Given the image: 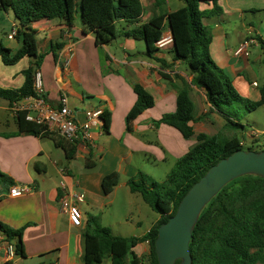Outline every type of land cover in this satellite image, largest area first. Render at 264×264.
<instances>
[{"label":"crops","instance_id":"0c3cea01","mask_svg":"<svg viewBox=\"0 0 264 264\" xmlns=\"http://www.w3.org/2000/svg\"><path fill=\"white\" fill-rule=\"evenodd\" d=\"M141 1L142 23L162 11H174L184 5L183 0H166L160 10L154 6L155 0ZM218 5L223 9L222 15L204 21L212 26V59L231 78L244 99L256 102L264 84V0H219ZM204 6L213 7V3ZM230 19L237 22L228 25ZM8 24L11 29L4 28ZM16 26L15 16L9 10L0 12V42L13 50L21 44L15 38ZM33 27L39 51L46 53L39 70L47 103L59 108L61 98L66 96L77 124L87 121L89 111L101 110L111 113V125L106 131L99 118L98 124L91 126L90 140L79 142L76 156L70 160L52 138L21 133L10 102L0 98V236L6 237L4 225L22 229L24 244L23 255L16 251L9 254L7 240L0 244V264H85L84 234L92 230L90 215L106 226L102 222L111 214L119 229L126 230V235L118 234L123 237L137 236L131 235L130 230H137L147 220L146 231L139 235L143 236L159 219V214L154 216L146 210V202L140 193L132 192L128 181L144 172L139 158L154 155L156 163H166L170 159L167 152L177 160L195 143L192 139L187 142L172 126L156 125L164 114L175 112L178 93L191 84L192 75L183 63L174 60L173 44L150 56L147 49L144 51L143 40L120 36L121 50L111 53L109 44L97 46L93 33L85 32L83 22L79 24L76 19L71 29L58 19H42ZM57 43H63L62 49L55 50L59 59L52 48ZM240 48L243 50L238 52ZM68 49H72L69 58L64 54ZM31 63L32 58L25 57L8 65L0 53V88L20 89L26 79L24 71ZM133 83L145 87L155 101L128 131L126 116L137 100ZM189 90L196 111L195 94L204 98V110L199 114H205L209 105L205 93L193 85ZM195 121L192 122L195 132H205L196 130ZM89 162L93 167H88ZM113 172H119L120 182L105 195L103 179ZM1 174L14 184L2 180ZM22 185L30 191L18 197L9 194L11 187ZM119 192L126 196L121 203L122 208L126 206L122 214L110 210L116 205L113 197ZM66 195L77 196L82 214L80 226L72 225L68 213L61 208ZM12 243L15 246L16 241ZM133 250L142 257L148 253L149 244L142 242ZM102 264H112L111 257L107 256Z\"/></svg>","mask_w":264,"mask_h":264},{"label":"trees","instance_id":"16d2710c","mask_svg":"<svg viewBox=\"0 0 264 264\" xmlns=\"http://www.w3.org/2000/svg\"><path fill=\"white\" fill-rule=\"evenodd\" d=\"M218 1L183 0L182 7L170 12L162 11L142 23L144 6L141 0H0V12L12 10L14 13L17 22L15 38L21 43L18 49L13 50L0 42L4 62L9 65L25 57L32 58L31 65L24 71L26 79L20 89L0 88V98L7 99L12 107L27 97L37 95L35 75L46 53L39 51L33 24L42 19H58L71 29L79 12L84 31L93 33L97 46L114 41L118 37L117 23L124 22L126 25L119 34L143 40L147 47L146 53L151 56L159 50L156 43L169 29L174 38V60L186 65L192 75L191 84L178 93L175 112L164 114L156 121V125L164 123L172 126L185 139L194 138L195 143L177 159L165 180L156 182L140 171L128 181L132 192L140 193L151 209L159 214V219L145 235L123 237L115 235L109 226L101 225L98 217L90 215L88 222L92 230L84 234L85 264H102L107 256L111 257L112 264H143L144 260L147 264H159L155 248L159 227L175 215L183 197L213 165L235 151L243 150V141L236 135L226 139L217 134L196 133L192 125L196 120V105L190 96V85L205 93L210 110L224 118L225 128L242 133L245 132V126L226 109L234 104H242L253 111L264 105V84L260 89V100L248 101L212 59V26L204 21L222 15L223 9ZM212 3L213 7L204 6ZM165 4L166 0H155L154 6L161 10ZM62 47L63 43L52 46L57 59L59 56L55 50ZM132 87L137 100L126 116L128 131L133 129L134 120L152 107L155 101L142 85L133 83ZM26 117L27 111H20L17 115L21 133L50 137L57 146L64 148L70 160L75 158L80 140L68 141L58 133L49 131L47 126L28 121ZM100 118L104 129L109 131L111 113L104 111ZM90 163H87L88 167H93ZM1 177L9 185L14 184L4 174ZM119 182V172L106 175L102 182L104 194L109 195ZM2 230L8 242L16 241V252L23 255V230H14L5 225ZM142 242H148L149 251L138 257L133 249ZM190 251L192 264H264V178L247 175L226 185L202 212L193 232ZM180 262L178 260L176 264Z\"/></svg>","mask_w":264,"mask_h":264},{"label":"water","instance_id":"95a60500","mask_svg":"<svg viewBox=\"0 0 264 264\" xmlns=\"http://www.w3.org/2000/svg\"><path fill=\"white\" fill-rule=\"evenodd\" d=\"M247 175L264 178L263 151H235L213 165L190 188L175 215L158 229L155 248L159 264H176L178 260L180 264H192L190 243L202 212L226 185Z\"/></svg>","mask_w":264,"mask_h":264},{"label":"rangeland","instance_id":"374dc122","mask_svg":"<svg viewBox=\"0 0 264 264\" xmlns=\"http://www.w3.org/2000/svg\"><path fill=\"white\" fill-rule=\"evenodd\" d=\"M79 7V6H78ZM175 9V6H172ZM79 10V9H78ZM13 15V11L9 10ZM76 22L81 24L82 23V17L81 13L79 12L76 15ZM234 22H237L236 19H230V23L228 25L233 24ZM126 25L124 22H118V37L112 41L109 44V50L111 53H114L115 51H120V40L118 39L121 35L119 32L123 29V27ZM5 29H11V24H8V26L4 27ZM3 28V29H4ZM169 30V29H167ZM166 30V31H167ZM3 37V35H1ZM144 44V51L146 48V44ZM50 51V50H49ZM144 53V52H143ZM186 67V65H185ZM196 101H197V111H196V124H194L197 131H205L211 135H220L224 136L226 139L233 137L234 135L238 136L243 141V150H248V148H252L255 151H263L264 152V137L262 130H264V107L258 108L253 111H249L246 109L242 104H234L232 107L227 108L229 113H231L234 118L238 119L244 126H245V132L235 131L228 128H225V120L218 114L217 112L210 111V106L206 105V108L208 109L207 112L203 115H200V110H204L203 103L205 102L204 98L200 97V93L197 95L195 94ZM204 113V112H203ZM199 116V117H197ZM185 139V138H184ZM186 141L189 139H185ZM192 140L195 142V139L192 138ZM188 142V141H187ZM191 142V141H190ZM170 159V161L166 163H156L155 156L149 155L146 159L145 158H139V163L142 165L143 171L149 175L154 181L161 182L165 180L167 174L171 171V169L175 166L176 159L173 157V154L170 152L166 154ZM145 156V155H144ZM124 192H119L118 194L114 195L113 198H115L116 205L110 207L111 211H118L117 214H122L126 210V206L124 205V208H122L121 203L125 200ZM144 207L148 212L154 216H157L158 214L155 213L151 207L144 203ZM116 214V215H117ZM110 215V216H109ZM106 226L113 227V232L116 235H126V230L119 229L118 222L114 220V218L111 216V214H108L107 217L102 222ZM149 221H145L144 225H141L137 228V230H133L132 228L130 231L131 235H142L144 231H146L147 224Z\"/></svg>","mask_w":264,"mask_h":264},{"label":"built area","instance_id":"2783aa9c","mask_svg":"<svg viewBox=\"0 0 264 264\" xmlns=\"http://www.w3.org/2000/svg\"><path fill=\"white\" fill-rule=\"evenodd\" d=\"M173 44V38L170 30H167L164 36L156 43L157 48L163 49ZM240 48L238 52H241ZM67 58L72 54V49L65 51ZM34 88L36 96L25 98L21 103H16L13 106V111L16 115L20 111H27V120L47 126L51 132L58 133L64 139L77 142L86 143L90 140L91 126L98 124V119L102 113L101 110H92L88 113V118L82 125L77 124L71 116V110L67 105V98H61V106L59 108H52L44 97V82L40 70L36 72ZM30 188L26 185L13 186L10 188L9 194L13 197H18L29 192ZM61 208L68 213L70 222L74 226H80L82 222V214L77 204V196L66 195L62 198ZM6 241V237L0 236V244ZM7 250L9 254H14L16 247L13 243H7Z\"/></svg>","mask_w":264,"mask_h":264}]
</instances>
